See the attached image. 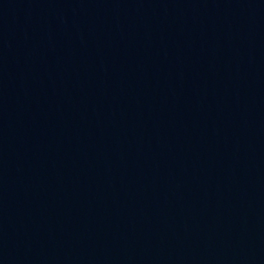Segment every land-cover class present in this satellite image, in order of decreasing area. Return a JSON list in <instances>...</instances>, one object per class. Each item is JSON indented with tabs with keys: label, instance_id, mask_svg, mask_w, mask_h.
<instances>
[{
	"label": "water",
	"instance_id": "obj_1",
	"mask_svg": "<svg viewBox=\"0 0 264 264\" xmlns=\"http://www.w3.org/2000/svg\"><path fill=\"white\" fill-rule=\"evenodd\" d=\"M0 264H264V0H0Z\"/></svg>",
	"mask_w": 264,
	"mask_h": 264
}]
</instances>
